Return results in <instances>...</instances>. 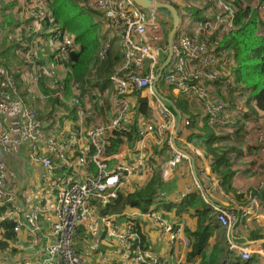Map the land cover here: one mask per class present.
I'll use <instances>...</instances> for the list:
<instances>
[{
	"label": "built area",
	"instance_id": "1",
	"mask_svg": "<svg viewBox=\"0 0 264 264\" xmlns=\"http://www.w3.org/2000/svg\"><path fill=\"white\" fill-rule=\"evenodd\" d=\"M74 1L80 3L86 12L93 13L94 19L101 26L103 24L115 30L122 43L123 64L108 81H101L99 86L103 90H94L98 93L97 96L103 95L110 87H113L115 94L124 97L131 94L139 95L146 90L155 96L153 85L157 71L168 53L164 46V33L170 25L157 18V14H163L155 9H142L133 0ZM151 1L175 6L180 17L173 45V59L160 82L168 88L175 89L182 96L191 95L201 102L211 128L237 127L242 120L239 113L242 110L248 112L246 104L241 109L236 107L237 104L220 101L215 96L219 90L237 87L232 72L235 61L233 57L228 56V51L219 48L223 38L236 28L238 9L235 8L233 1ZM11 2L14 3L12 14L15 21L6 26L7 30L0 23V47L5 40L7 44L4 48L20 45V48L12 50L11 56L16 55L14 59L24 60L33 67L28 70L27 66H18L7 70L4 64L6 59L1 56L0 49V224L11 222L15 224V232L19 233L25 228L31 235L36 236L42 228L37 220L41 208L35 207L32 210L33 214L27 215L23 222L19 220L23 211L15 205L16 197L9 186L8 159L20 155L22 150L27 149L30 161L40 165L45 176L54 174L57 164L51 155L58 154L60 158H64V151L69 142L66 140L67 137H62L60 124L43 128L44 125L39 121L37 113L30 108L28 101L32 96L45 105L48 96L40 91V80L47 81V77H54L56 81L53 84L59 83L60 73L62 71L66 73L69 55L77 54L80 46L74 33L57 24L51 10L54 0H8L5 4ZM214 2L219 11L217 15L213 9ZM192 9L200 12L202 18L199 19ZM257 10L264 14V0ZM163 16L170 21L168 16ZM219 29L222 33L221 39L213 46L210 38ZM107 50L105 47L104 52ZM37 57L42 58V64H37ZM5 89L9 94H5ZM74 92V97H68L67 93L61 94L59 90L57 96L64 105L78 107L86 99L87 94L82 92L77 84H74ZM156 99L154 117L159 123L147 124L142 131L139 130V135L141 137H145V134L153 135L159 145L166 143L170 150V159L155 171L143 158L115 168L109 166L107 149L111 140L115 136L121 137L131 132L130 105L126 101H118L116 118L111 124L95 127L86 132L89 146L80 150L81 156L78 160L86 173L85 179L61 181L54 184L57 193L48 191L41 193L40 201L54 215L55 220L51 228L52 241L46 246L42 260L36 264H87L86 259L76 251L77 234L83 225L89 224L91 230L94 229L96 208L93 203H98L100 207L111 204L119 197L125 186L126 182L123 181L134 175L159 174L164 181H168L181 164L193 166L190 156L168 137L169 133H174V123L170 124L174 117L167 106L157 97ZM149 105L153 106L151 102ZM231 109L235 112L234 116L230 115ZM65 114L67 123L73 125L78 115L75 117L70 113ZM183 124L185 127H191L192 121L186 119ZM75 133L78 134V131ZM258 138L259 146L264 152V132H259ZM91 167H94L96 172L92 171ZM192 175L194 187L202 197L222 192L226 199H232L224 193L220 175L216 179H211L202 169L194 170ZM262 193L264 175L258 188V195ZM237 194L242 196L243 200L246 198L249 200V206L238 213L212 206V215L216 216L224 228L232 229L244 225L247 216L255 215L261 204H264V200L257 194L253 196L244 190H239ZM185 198L186 194L183 193L178 200L182 201ZM159 200L160 198L143 215L136 213L127 215L128 225L121 232L112 230L111 217L101 220L106 227L111 228L112 236L119 245L126 249L127 264H161L158 257L142 245V235L137 223L139 219L150 220L161 231L171 250L178 246L184 248L191 246L190 237L185 232L184 219L169 218L165 213H158L157 208L161 204ZM228 246L229 251L239 253L243 261L249 262L253 255H257L261 260L258 264H264V254L257 248L249 250L236 241H228Z\"/></svg>",
	"mask_w": 264,
	"mask_h": 264
},
{
	"label": "crops",
	"instance_id": "2",
	"mask_svg": "<svg viewBox=\"0 0 264 264\" xmlns=\"http://www.w3.org/2000/svg\"><path fill=\"white\" fill-rule=\"evenodd\" d=\"M232 1L236 9H239L238 6L241 8L247 6L258 9L260 3L263 2V0ZM213 9L215 15H217L219 11L215 2ZM258 16L264 23V14L258 12ZM101 29L105 32L102 35L106 38V42H112L115 38L118 39V50H121L120 45L122 43L119 40V34L103 24ZM166 32L167 29H165ZM220 33L219 29L217 33L211 36L210 40L213 46L221 39L222 33L221 35ZM219 52L222 53V51ZM122 62L118 67L121 66ZM60 76V82L63 83V87L60 89L61 94L63 92L68 94L70 90L74 91V83H71V87H67L66 76L63 71L60 73ZM53 78L47 77V85H45L44 90L53 87L52 84L56 81ZM86 81L88 87L82 92L86 93L87 97L78 107H71V104L64 105L61 99H59L58 105L54 107L48 106V100L45 102L47 114L54 122L52 126L60 124L62 137H67L66 140L69 142L64 151V158H60L58 154L51 155L57 164L54 174L49 177L45 176V172H43L41 166L30 161L28 150H24L20 155L12 156L8 159L9 186L16 197L15 205L23 211L19 216V220L23 222L26 216L33 214L32 210L39 206L41 212L37 220L42 228L36 236H33L25 228L19 233L15 232L14 223L0 224V264H36L42 260L46 246L52 241L51 228L55 217L46 209L45 204L40 201L39 197L45 191L57 193L58 191L55 189L54 184L61 181H68L69 179L83 181L85 179L86 173L83 166L78 163V160L81 156L80 150L89 146L86 132L95 127L111 124L116 118V104L118 101H126L130 105L129 128L131 132L124 134L125 136L112 137L113 140H111L110 146L107 149L108 164L111 168L124 163H133L143 158L150 163L152 170L155 171L170 159V150L166 143L159 145L156 137L153 135L145 134V137L139 135V130L142 131V128L147 124L158 125L159 123L154 117V106L157 103L156 97L167 106L174 117L170 121L171 125L174 123V133H169L168 137L179 149L190 156L193 165L191 166L187 163L181 164L176 169L173 177L168 181H164L159 174L134 175L128 178L127 181H123L126 184L120 194L140 192L148 186L154 176H158L163 184L162 192L157 196L160 198V205L180 204L190 195L194 194L204 201L208 209L211 210V213L212 206L229 209L234 213H238L244 207H248L249 200L247 198L243 200L242 196L237 194L239 190L252 193L253 196L258 195V188L264 175V152L258 143L259 132H264V113L257 109L255 101H251L249 90H235L236 87L231 86L228 87L229 91L235 90L236 92L229 93L228 89L216 92L221 99L225 98V102L232 103L233 105L237 104L236 107H241L242 109L246 104L245 107L248 109V112L242 110L239 113L242 120L235 128L213 129L208 124L201 102L191 95L189 97L182 96L175 89L168 88L161 82L157 85L159 92L174 103L177 112L169 103L161 100L154 92V89L153 93L156 97L149 90L139 95L131 94L124 97L115 94L113 87L106 89L105 93L98 97V93H95L94 90H103L99 86L101 81H96L95 77ZM39 89L45 94L41 86ZM175 99L183 101L188 110L178 109L174 102ZM149 102L153 106H150ZM144 104L150 110L148 116H145L141 111V107ZM80 112L82 114H79ZM65 113H70L75 117L78 115L73 125L67 123ZM230 115H235L232 109ZM186 119L192 120L191 127L184 126L183 122ZM77 131L78 134L75 133ZM204 140H207V142ZM112 141L119 142L116 145V149H113ZM207 143L212 144L217 154H220L222 151L226 152L228 166L219 167V170L214 171L213 166H215L217 159L214 155L209 154ZM91 168L92 171L96 172L94 167ZM200 169L211 179L219 177L221 170L226 169L227 171L230 169L233 172L231 190L227 192L224 187L223 190L226 195L232 198V201L226 199L222 192L202 197L194 187V177L192 175L194 170L200 171ZM179 184L181 187L178 186ZM34 188H36V192H34ZM183 193L186 194V198L179 201L178 197ZM258 197L264 200V193L259 194ZM93 206L96 208L95 227L93 230H91L89 224L80 227L77 234V253L86 259L87 264H127L125 260L126 249L119 245L116 238L112 236L111 228L117 233L121 232L128 225L127 215L131 213L143 215L146 211H141L139 208L126 207L119 213L103 215L102 211L105 206L100 207L98 203H93ZM259 209L261 210L258 212ZM259 209H257L255 215L247 216L244 225L232 229L222 227L215 216L213 220L218 228L214 230L213 235L209 238L206 253H209L215 245H219L223 254L222 264H229L236 259H241L244 264H258L261 260L257 255H253L252 260L246 262L242 260L239 253L230 252L228 241H236L237 244L249 250L257 248L264 254V204H261ZM192 215V210H188L181 216L177 215L173 210V213L168 215V217L184 219L185 232L189 236L187 231H193L196 226V220ZM107 217H111V228L106 227V224L101 221ZM137 223L141 235L143 234L146 239L147 249L158 257L161 264L202 263L201 258L190 259L192 246L188 248L178 246L176 249L171 250L168 242L163 238L161 231L150 220L139 219ZM8 226H11L10 230ZM9 233H11L10 237L8 236ZM191 242L192 245V239Z\"/></svg>",
	"mask_w": 264,
	"mask_h": 264
},
{
	"label": "trees",
	"instance_id": "3",
	"mask_svg": "<svg viewBox=\"0 0 264 264\" xmlns=\"http://www.w3.org/2000/svg\"><path fill=\"white\" fill-rule=\"evenodd\" d=\"M7 1L8 0H0V23L1 26H5L4 29H6V26H9L10 22L15 21L12 14L14 3L5 4ZM238 7L236 28L223 38L219 48L222 51H228V56L233 57L235 61V66L232 70L237 83L235 90H249L251 93V101H255L257 103V109L264 113V23L258 16L259 11L257 8L248 7L244 9L240 6ZM51 10L54 13L57 24L74 33L76 35V42L80 46L77 54L69 55L65 73L67 87H71V83H74L83 91L88 87L87 79L95 77L96 81H107L108 78L117 72L119 69L118 65L124 59L123 49L121 47V50L115 48L114 41L106 42V38L101 33L102 26L100 23L96 22L93 13L86 12L81 4L74 0H54ZM191 11L195 12L199 19L202 18L200 12L194 9ZM29 40L30 39H28V41ZM29 43L30 41L28 44ZM6 44L7 42L5 40L0 49L1 56L6 59L4 64L7 70H10L11 67L18 66H27L28 70L33 67L24 60L14 59V57H17L15 54L14 57L11 56L12 50L20 48V45L4 48ZM105 47L108 48L106 52H104ZM29 48H31V46H29ZM15 51L16 50H14V52ZM102 55L104 58H102ZM165 57L167 58V56ZM36 62L37 64H42L43 60L41 57H37ZM45 85H47L46 81L41 79L39 87L41 86L43 92L48 96V106L54 107L58 105L59 98L57 92L63 87V83L53 84V87L47 90H44V87H46ZM227 89L229 93L236 92L235 90L229 91V88ZM5 94H9L7 89H5ZM67 96L74 97L75 92L70 90ZM215 96L220 101H224L225 99H221L216 93ZM174 102L178 109L188 110L183 101L175 99ZM28 104L30 108L37 113L39 121L44 125L43 128H51L54 122H50L52 118L48 117L46 106H43L38 99L32 96ZM141 111L145 116H148L150 110L148 106L144 104L141 107ZM43 128L41 129L44 131ZM204 141L207 142V140ZM118 143V141H112L113 149H116ZM207 146L209 154L214 155L217 159L215 166H213L214 171L219 170V167L228 166L225 151L217 154L212 144L207 143ZM226 169L221 170L219 175L223 180L224 189L230 192L233 172L230 169L226 171ZM162 189L163 184L161 179L158 176H154L144 190L134 194L121 193L114 203L105 206L102 214L119 213L126 207L139 208L141 211L147 212L159 198L157 196L162 192ZM163 206L168 212L174 210L179 216L185 214L188 210L193 211L192 216L196 220V226L193 231H187L189 237L193 240L190 259L201 258V264H222L223 254L219 245H215L209 253H206L209 238L213 235L214 230L217 229L218 226L213 220L214 216L211 210L208 209L207 205L200 197L192 194L180 204H165ZM8 227L10 230L11 226ZM8 236L10 237L11 233H9ZM142 245L144 248H147L146 239L143 234ZM229 264L244 263L241 259H236Z\"/></svg>",
	"mask_w": 264,
	"mask_h": 264
},
{
	"label": "water",
	"instance_id": "4",
	"mask_svg": "<svg viewBox=\"0 0 264 264\" xmlns=\"http://www.w3.org/2000/svg\"><path fill=\"white\" fill-rule=\"evenodd\" d=\"M133 1L135 2V4L137 6H139L142 9H145V10L155 9L159 13H162V14L168 16L172 20V27H171V30H170V32L168 34V41H167V44H168L167 58L163 62V64L161 65V67H159V69L157 71V75H156V78H155V82H154V85H153V89H154V92L156 93V95L161 100L169 103L172 106V108L177 112V109H176L174 103L171 102L166 97H164L159 92V90L157 88V85L161 81L162 75H163L164 71L171 64L172 59H173V45H174V40H175V36H176L177 30H178V27L180 25V17H179L178 11L175 8V6L170 5V4L153 3L151 0H133ZM178 115H179V113H178ZM179 118H180V115H179Z\"/></svg>",
	"mask_w": 264,
	"mask_h": 264
},
{
	"label": "rangeland",
	"instance_id": "5",
	"mask_svg": "<svg viewBox=\"0 0 264 264\" xmlns=\"http://www.w3.org/2000/svg\"><path fill=\"white\" fill-rule=\"evenodd\" d=\"M157 18L159 19V20H161V21H165V22H167V23H169V25H170V27L167 29V32L166 33H164V46H166L165 47V50H167L168 49V47H167V41H168V34H169V32H170V28L172 27L171 26V24H172V20H171V18H170V21L166 18V17H164L163 15H161V14H157ZM77 19V18H76ZM101 33L102 34H105V32L101 29ZM120 40V39H119ZM113 41H115V43H116V45H115V48H119V46H118V39H114ZM121 46V45H120ZM122 47V46H121ZM167 55V54H166ZM166 59V57L164 58V60ZM192 121V120H191ZM27 150V149H26ZM23 151L24 150H22L21 151V153H23ZM19 157H21V156H19ZM12 173H14V172H12ZM24 173H26V172H24ZM179 187H181V185L179 184L178 185ZM34 190V192H36V188H34L33 189ZM157 212L158 213H160V214H167V215H171V213H173V210L172 211H170V212H168L166 209H165V207L163 206V205H160L158 208H157Z\"/></svg>",
	"mask_w": 264,
	"mask_h": 264
}]
</instances>
